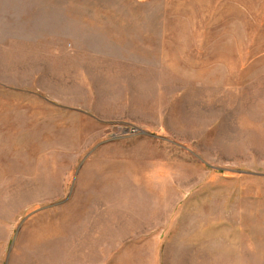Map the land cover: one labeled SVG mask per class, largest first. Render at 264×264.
<instances>
[{
	"label": "rangeland",
	"instance_id": "374dc122",
	"mask_svg": "<svg viewBox=\"0 0 264 264\" xmlns=\"http://www.w3.org/2000/svg\"><path fill=\"white\" fill-rule=\"evenodd\" d=\"M0 264H264V0H0Z\"/></svg>",
	"mask_w": 264,
	"mask_h": 264
},
{
	"label": "water",
	"instance_id": "95a60500",
	"mask_svg": "<svg viewBox=\"0 0 264 264\" xmlns=\"http://www.w3.org/2000/svg\"><path fill=\"white\" fill-rule=\"evenodd\" d=\"M135 131H136L135 128H132V129H131V132H135ZM124 132H127V128L124 129Z\"/></svg>",
	"mask_w": 264,
	"mask_h": 264
}]
</instances>
